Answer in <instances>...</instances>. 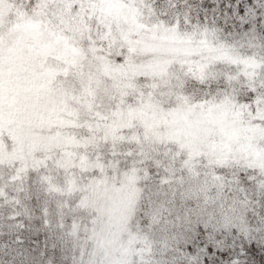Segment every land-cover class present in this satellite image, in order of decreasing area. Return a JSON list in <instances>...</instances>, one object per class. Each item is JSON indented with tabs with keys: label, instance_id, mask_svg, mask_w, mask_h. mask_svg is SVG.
Wrapping results in <instances>:
<instances>
[{
	"label": "snow or ice",
	"instance_id": "obj_1",
	"mask_svg": "<svg viewBox=\"0 0 264 264\" xmlns=\"http://www.w3.org/2000/svg\"><path fill=\"white\" fill-rule=\"evenodd\" d=\"M0 264H264V0H0Z\"/></svg>",
	"mask_w": 264,
	"mask_h": 264
}]
</instances>
